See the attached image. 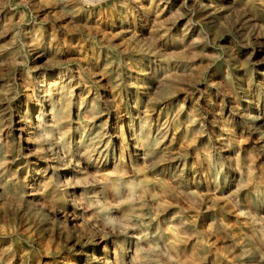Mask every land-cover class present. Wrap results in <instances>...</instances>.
I'll list each match as a JSON object with an SVG mask.
<instances>
[{
    "label": "bare ground",
    "instance_id": "bare-ground-1",
    "mask_svg": "<svg viewBox=\"0 0 264 264\" xmlns=\"http://www.w3.org/2000/svg\"><path fill=\"white\" fill-rule=\"evenodd\" d=\"M1 80L0 264H264V0H0Z\"/></svg>",
    "mask_w": 264,
    "mask_h": 264
},
{
    "label": "rangeland",
    "instance_id": "rangeland-1",
    "mask_svg": "<svg viewBox=\"0 0 264 264\" xmlns=\"http://www.w3.org/2000/svg\"><path fill=\"white\" fill-rule=\"evenodd\" d=\"M11 41H12L11 35L6 36L5 43L7 44V46L10 45ZM13 66L15 67V69H14L15 79H18V75H19L22 67L19 66L18 64H13ZM207 79H208L207 76H203L202 80L197 82L196 85L191 90L194 94L196 93L197 97L199 95H202V96L205 95L207 92L206 88L211 90L212 92H215V90H214L215 88L210 85V83L207 81ZM3 82H4V80H1L0 84H3ZM261 167H262V169H264V164H262ZM69 250H70L69 248H63L59 251V253L57 254V259L61 260V261H59L60 262L59 264L66 263L65 259H66L67 255L69 254Z\"/></svg>",
    "mask_w": 264,
    "mask_h": 264
}]
</instances>
